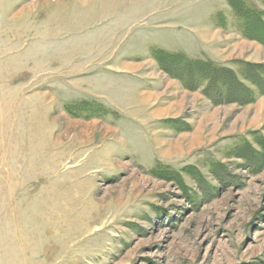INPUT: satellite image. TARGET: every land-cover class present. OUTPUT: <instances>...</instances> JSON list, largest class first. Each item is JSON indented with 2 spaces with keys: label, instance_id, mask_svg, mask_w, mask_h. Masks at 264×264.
Returning <instances> with one entry per match:
<instances>
[{
  "label": "rangeland",
  "instance_id": "obj_1",
  "mask_svg": "<svg viewBox=\"0 0 264 264\" xmlns=\"http://www.w3.org/2000/svg\"><path fill=\"white\" fill-rule=\"evenodd\" d=\"M242 7L0 0V264H264V95L205 93Z\"/></svg>",
  "mask_w": 264,
  "mask_h": 264
},
{
  "label": "trees",
  "instance_id": "obj_2",
  "mask_svg": "<svg viewBox=\"0 0 264 264\" xmlns=\"http://www.w3.org/2000/svg\"><path fill=\"white\" fill-rule=\"evenodd\" d=\"M240 18L245 19L244 25V35L245 37H250V39L258 40L261 44L264 45V18L263 14L259 11L249 9L239 10ZM244 70L240 72V74L233 72L231 69L223 70V72L219 73L217 85L216 86H208L205 89V93L207 96H211L209 94V89L212 87L217 91V95L221 96L218 99H231L234 98L238 100L242 105L248 104L251 101H254L256 97L254 94V90L245 85L246 82H250L253 87H255L261 95H264V65L257 64H244ZM201 72V71H200ZM202 74V73H199ZM205 79L207 78L204 73ZM215 100V97H213ZM217 99V100H218ZM216 100V101H217ZM248 101V102H247Z\"/></svg>",
  "mask_w": 264,
  "mask_h": 264
},
{
  "label": "crops",
  "instance_id": "obj_3",
  "mask_svg": "<svg viewBox=\"0 0 264 264\" xmlns=\"http://www.w3.org/2000/svg\"><path fill=\"white\" fill-rule=\"evenodd\" d=\"M242 42L246 43V42H248V41H242ZM251 43H252V42H251ZM254 43H256V42H254ZM261 48H262V47H261ZM260 101H261V104L263 105V104H264V96L260 98Z\"/></svg>",
  "mask_w": 264,
  "mask_h": 264
}]
</instances>
